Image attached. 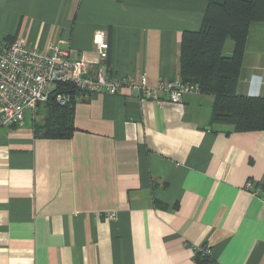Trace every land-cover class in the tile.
I'll return each instance as SVG.
<instances>
[{
  "label": "crops",
  "instance_id": "obj_1",
  "mask_svg": "<svg viewBox=\"0 0 264 264\" xmlns=\"http://www.w3.org/2000/svg\"><path fill=\"white\" fill-rule=\"evenodd\" d=\"M207 5L0 0V41L55 42L96 66L102 29L108 71L155 88L180 78L182 34L201 27ZM237 89L264 95V21L250 25ZM212 102L123 87L80 97L67 138L37 135L40 104L1 127L0 264H199L191 248L202 244L218 264H264V130L211 125Z\"/></svg>",
  "mask_w": 264,
  "mask_h": 264
},
{
  "label": "trees",
  "instance_id": "obj_2",
  "mask_svg": "<svg viewBox=\"0 0 264 264\" xmlns=\"http://www.w3.org/2000/svg\"><path fill=\"white\" fill-rule=\"evenodd\" d=\"M257 21H264V0H208L201 27L182 34L180 79L195 87L190 92L213 97L211 125L236 132L264 130V95L237 89L249 28ZM228 39L233 41L231 53H225ZM58 88L69 92L70 99L61 104L50 98L39 105L45 116L34 123L38 136L67 138L74 133V104L83 92L71 83ZM194 258L199 264H218L212 254L197 252Z\"/></svg>",
  "mask_w": 264,
  "mask_h": 264
},
{
  "label": "built area",
  "instance_id": "obj_3",
  "mask_svg": "<svg viewBox=\"0 0 264 264\" xmlns=\"http://www.w3.org/2000/svg\"><path fill=\"white\" fill-rule=\"evenodd\" d=\"M93 44L98 58L96 66L84 53L75 54L55 42L45 50L30 48L18 39L0 41V128L20 125L29 108L33 110L50 98L67 103L70 93L58 88L62 83H71L81 90L83 98L91 92L117 94L128 87L144 98L173 103L181 102L183 95L195 88L180 78L163 80L155 88L147 86L145 75L137 79L119 78L108 71L110 44L105 30L94 32ZM191 250L193 254H212L205 244L192 246Z\"/></svg>",
  "mask_w": 264,
  "mask_h": 264
},
{
  "label": "rangeland",
  "instance_id": "obj_4",
  "mask_svg": "<svg viewBox=\"0 0 264 264\" xmlns=\"http://www.w3.org/2000/svg\"><path fill=\"white\" fill-rule=\"evenodd\" d=\"M233 44V41L231 39L227 40L226 46H225V53H227L229 51V46H231ZM27 118H30V115H27Z\"/></svg>",
  "mask_w": 264,
  "mask_h": 264
},
{
  "label": "water",
  "instance_id": "obj_5",
  "mask_svg": "<svg viewBox=\"0 0 264 264\" xmlns=\"http://www.w3.org/2000/svg\"><path fill=\"white\" fill-rule=\"evenodd\" d=\"M27 113H31V108H29V109L27 110Z\"/></svg>",
  "mask_w": 264,
  "mask_h": 264
}]
</instances>
